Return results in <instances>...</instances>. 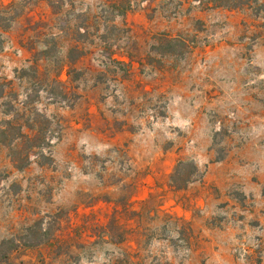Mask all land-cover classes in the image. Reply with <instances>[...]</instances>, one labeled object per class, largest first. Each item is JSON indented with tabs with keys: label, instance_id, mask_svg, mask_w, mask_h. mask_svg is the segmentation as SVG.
Instances as JSON below:
<instances>
[{
	"label": "rangeland",
	"instance_id": "obj_1",
	"mask_svg": "<svg viewBox=\"0 0 264 264\" xmlns=\"http://www.w3.org/2000/svg\"><path fill=\"white\" fill-rule=\"evenodd\" d=\"M0 8V123L44 128L52 156L19 169L0 134V264H264V13ZM182 160L199 173L178 188Z\"/></svg>",
	"mask_w": 264,
	"mask_h": 264
},
{
	"label": "trees",
	"instance_id": "obj_2",
	"mask_svg": "<svg viewBox=\"0 0 264 264\" xmlns=\"http://www.w3.org/2000/svg\"><path fill=\"white\" fill-rule=\"evenodd\" d=\"M197 1L200 4H204L206 8H227V9H243L247 8L253 11L256 16H259L261 13H264V0H193ZM2 9V8H0ZM4 10L6 7L3 8ZM160 41L168 44V52L172 53L173 48L177 45H181V41L177 38H172L167 34L160 35ZM76 52V47L73 46L69 50V60L73 63L76 58L73 57V53ZM80 55V54H79ZM81 57V55L79 56ZM30 70L38 71L37 65L34 63L30 69H23L22 72L24 75H27ZM9 111H15L14 106H11ZM8 112L7 114H9ZM26 128L29 129V132H25V126L20 124H15L11 119L5 120L3 123H0V134L2 136H10L11 145L18 140H22V146L24 149L14 151V164L17 168L22 169L30 164V155L32 152L36 153L40 158L45 161H52L51 154H47L46 147L48 142L44 135L46 131L44 128H34L33 126L26 125ZM14 130L13 133L9 132ZM37 150V151H36ZM25 151V152H24ZM36 151V152H35ZM16 154V155H15ZM13 155V154H12ZM186 170V171H185ZM198 167L189 161H179L178 165L175 168L174 173L171 174L170 180L172 186L178 188H184L190 182H192L195 177L198 175ZM7 261V260H5Z\"/></svg>",
	"mask_w": 264,
	"mask_h": 264
}]
</instances>
